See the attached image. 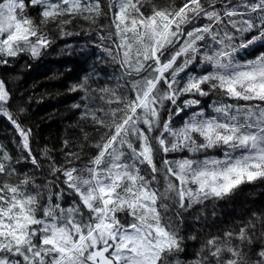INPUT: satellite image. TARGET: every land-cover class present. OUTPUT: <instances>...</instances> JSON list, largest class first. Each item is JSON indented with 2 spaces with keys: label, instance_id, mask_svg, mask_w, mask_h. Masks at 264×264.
<instances>
[{
  "label": "snow or ice",
  "instance_id": "6c2138e0",
  "mask_svg": "<svg viewBox=\"0 0 264 264\" xmlns=\"http://www.w3.org/2000/svg\"><path fill=\"white\" fill-rule=\"evenodd\" d=\"M81 34L79 135L34 143L7 70ZM0 70V264H264V210L208 221L264 182V0H0Z\"/></svg>",
  "mask_w": 264,
  "mask_h": 264
},
{
  "label": "trees",
  "instance_id": "16d2710c",
  "mask_svg": "<svg viewBox=\"0 0 264 264\" xmlns=\"http://www.w3.org/2000/svg\"><path fill=\"white\" fill-rule=\"evenodd\" d=\"M86 39L83 34L67 38L71 48H65V42L58 39L49 54L38 60L22 57L7 70L5 78L10 79L9 87L17 89V97L22 96L28 104L24 120L32 126L34 143L59 145L62 138L79 135L78 129L73 127L78 115L73 105L80 103V99L67 88L89 71L97 59L94 49L87 56L80 51ZM97 67L105 68V65L99 62ZM0 75H3V70H0ZM9 127H6V121L0 123V143L11 145ZM215 204V216L212 215L211 204L208 208L209 223L213 220L218 224L221 221L234 222L238 218H246L253 211L264 210V182L243 185L231 198Z\"/></svg>",
  "mask_w": 264,
  "mask_h": 264
},
{
  "label": "rangeland",
  "instance_id": "374dc122",
  "mask_svg": "<svg viewBox=\"0 0 264 264\" xmlns=\"http://www.w3.org/2000/svg\"><path fill=\"white\" fill-rule=\"evenodd\" d=\"M163 1V0H162Z\"/></svg>",
  "mask_w": 264,
  "mask_h": 264
}]
</instances>
